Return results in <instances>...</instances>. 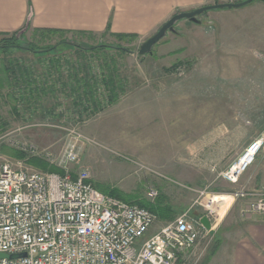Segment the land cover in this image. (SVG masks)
I'll list each match as a JSON object with an SVG mask.
<instances>
[{"label":"rangeland","instance_id":"rangeland-1","mask_svg":"<svg viewBox=\"0 0 264 264\" xmlns=\"http://www.w3.org/2000/svg\"><path fill=\"white\" fill-rule=\"evenodd\" d=\"M243 1L210 0L207 6ZM199 20L208 30L218 23L229 28L220 31L213 43L208 42V49L213 50L208 54L206 39L181 37L180 25L175 26V35L167 33L154 46L153 55L145 56L138 54L140 46L158 31L145 39L123 35V41L118 40L120 35L107 31L93 37L80 33L42 35L43 30L17 33L18 48L0 49V153L12 163L25 162L32 170L51 172L57 168L19 147L27 143L60 156L75 136L71 132H76L82 136L78 142L81 162L70 167L73 175L86 169L103 193L119 192L122 197L153 204L162 197L163 206L171 208L172 220L158 217L146 238L189 210L193 216L213 220H219L217 213H222L224 218L214 222L218 225L213 235L201 242L188 262L221 264L220 251L229 224L224 220L229 212L242 216L254 200V178L264 175L263 150L238 184L223 178L244 150L257 138H264V2L209 11ZM101 46L108 48L92 50ZM46 55L63 57L61 71L66 75L69 67L65 61L85 57L91 74L100 80L113 73L118 88H123L120 97L108 107L107 92L100 82L97 99L103 106L99 116L81 122L89 121L92 102L79 108L74 97L63 90L27 99L23 87L22 93L12 88L14 82L8 84L7 66L29 67L34 56ZM41 65L40 84L44 83L43 72L49 70L48 63ZM55 85L62 86L60 82ZM51 108L54 111L49 118L42 119ZM245 186L251 196L230 207L233 194ZM151 190L158 192L155 199L150 197Z\"/></svg>","mask_w":264,"mask_h":264},{"label":"built area","instance_id":"built-area-1","mask_svg":"<svg viewBox=\"0 0 264 264\" xmlns=\"http://www.w3.org/2000/svg\"><path fill=\"white\" fill-rule=\"evenodd\" d=\"M71 135L75 136L60 156L27 143L19 147L59 173L32 170L25 162L12 163L0 153V254L20 256L0 259V264H188L201 242L213 235L218 225L214 222L220 221L193 216L189 210L146 239L158 216L99 191L86 169L73 175L70 167L81 162L78 142L82 136ZM263 150L264 138L259 137L223 178L238 184ZM246 186L233 194L230 207L251 196ZM157 196V191H150L151 198ZM252 196L242 216L264 215V180ZM202 217L209 219L211 230L203 226Z\"/></svg>","mask_w":264,"mask_h":264},{"label":"crops","instance_id":"crops-1","mask_svg":"<svg viewBox=\"0 0 264 264\" xmlns=\"http://www.w3.org/2000/svg\"><path fill=\"white\" fill-rule=\"evenodd\" d=\"M209 3L210 0H0V36L27 30H54L93 37L106 34L107 29L110 28V34L113 35H128L145 39L153 36L176 14L193 12ZM176 26L181 32V37L186 36L191 40L201 41L206 39L205 52L207 54L213 52L212 48L208 49V42L213 43L215 36L221 33L220 31L229 29L225 24L218 23L217 27L211 25L212 27L208 30L207 26L205 28L203 24H195L188 20H183ZM150 58L154 59V56ZM61 59L64 58L54 55L34 56L33 61L30 62L31 66L20 65L21 68L27 69L23 74H28L29 77L19 78L20 84L15 83L16 80H14L12 88H17L22 92L23 87L24 96H27V99L37 95H55L62 90L69 94L81 95L94 93L95 90V97L99 98L100 85L93 87L90 79L93 77L95 80L92 82L98 83L100 78L91 74V67L84 66L79 71L73 68L72 70L69 63L81 60L79 57H73L72 60L69 58L65 63L70 73L66 75V72L61 71ZM44 62L48 63L49 70L43 72L41 80L44 83L40 84L37 76L41 74V64ZM145 62L143 60V64ZM67 77L74 79V81L70 80L72 85L66 79ZM28 79L29 82H23ZM59 82L62 86L57 87L55 84ZM80 106L79 108H83V105ZM88 107L92 110H90L92 113L88 112L89 119H86L89 121L80 119L81 122H90L99 116L100 106L96 105L92 108L90 105ZM53 111V108L46 110L47 114L41 118L47 120ZM75 113L80 114L78 110ZM254 180L252 188L255 189V193L260 189L264 175ZM235 213L229 212L224 220L225 224H229L225 234L226 240L220 251L221 264H264V215L250 213L246 216L238 215L239 218ZM158 232L152 234L155 235Z\"/></svg>","mask_w":264,"mask_h":264},{"label":"trees","instance_id":"trees-1","mask_svg":"<svg viewBox=\"0 0 264 264\" xmlns=\"http://www.w3.org/2000/svg\"><path fill=\"white\" fill-rule=\"evenodd\" d=\"M37 32H39V31H37ZM40 32L42 35H43V33L44 34H47V33H50V34L68 33V32L54 31V30H43ZM107 33H110V28L107 29ZM133 37L134 36H131V38H133ZM125 39L126 38L123 35L118 36L119 41H123ZM18 47H19L18 46V39L16 37V34L1 36L0 49L2 51H6V49L7 50L8 49H15ZM107 48H108L107 46H101L100 48H93L92 50H96V49L105 50ZM119 49H121V48H119ZM123 51L128 52L127 50H123ZM79 59L81 61H79V62L73 61V62L69 63V64H71L70 69L73 68V69L79 71V69L81 67H84V66L87 67V65L85 64L86 63L85 58L83 56L82 57L79 56ZM70 69H69V71H70ZM5 70H6V76H7L8 84H12L14 82V80H16L15 83L20 84V81L18 80L19 78L24 77V76L29 77L28 74H23L25 71H27V69L21 68L19 64L16 66H14V65L13 66H7L5 68ZM70 77H72V76H70ZM68 78L69 77H67L66 79H68ZM115 78L116 77L112 73L111 75L110 74H108L107 76L105 75V76H103V78L101 80H98V81L103 83L105 91L107 92V94L106 93L105 94L107 95L106 100L108 102V105H113L118 100V98L120 97V92L123 91V88H118V84H117V81ZM12 79H13V81H12ZM70 80L74 81V79H68L69 83H70ZM90 80H91L90 82L92 83V86L93 87L95 86V88L97 87V84L100 83L97 80L96 81L98 83H96L95 81L92 82V80H95L93 77ZM23 82L24 83L29 82V79L25 80ZM70 85H72V84L70 83ZM92 93L93 92H91V94H84V95L72 93L71 96L74 97L73 103L80 106V105H85V104H83L84 102H90V103L92 102L91 106L95 107L97 105L98 107L99 106L102 107L103 105L101 106V104H100L101 102L98 99H96V97H95L96 96L95 90H94V93L93 94ZM13 100H15V99L13 98ZM39 161H36V162L40 163ZM42 168H46V167L44 166ZM51 172L59 173V171L57 169L52 170ZM104 194L109 195L111 197H114L116 199L122 200L124 202L134 204V205H138L139 207L145 208V209L151 211L152 213H154L155 215H157L160 219L172 220V215H173L172 210L168 206H165V207L163 206V203L161 201L162 197L159 198V200L157 202H155V204H153V203L147 202V201L139 199V198H135V200H134L131 198H125L124 196L122 197L119 192H111V193H104Z\"/></svg>","mask_w":264,"mask_h":264},{"label":"water","instance_id":"water-1","mask_svg":"<svg viewBox=\"0 0 264 264\" xmlns=\"http://www.w3.org/2000/svg\"><path fill=\"white\" fill-rule=\"evenodd\" d=\"M255 1H261L264 2V0H245L240 3H229V4H219L216 3L214 5L210 6H205L202 8H199L193 12L189 13H179L172 17L166 24H164L159 31L150 39H148L144 44H142L139 48L138 54L140 56H145V55H153V48L156 44H158L166 35L167 33H175L176 32V24L183 21V20H188L192 23L195 24H201V21L199 20V17L205 15L209 11H214V10H224V9H239L242 7H245ZM201 223L207 230H211V223L207 217H202ZM20 256H7L0 254V259L3 258H9V259H17Z\"/></svg>","mask_w":264,"mask_h":264},{"label":"bare ground","instance_id":"bare-ground-1","mask_svg":"<svg viewBox=\"0 0 264 264\" xmlns=\"http://www.w3.org/2000/svg\"><path fill=\"white\" fill-rule=\"evenodd\" d=\"M219 201V200H218ZM217 205H219V204H217ZM220 215V216H219ZM218 216H219V221H221L223 218H224V215L222 216V213L220 214V213H218Z\"/></svg>","mask_w":264,"mask_h":264}]
</instances>
